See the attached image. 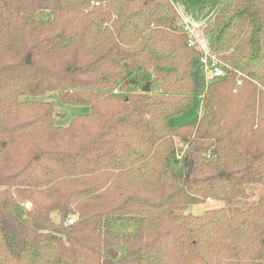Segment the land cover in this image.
I'll return each instance as SVG.
<instances>
[{
	"label": "trees",
	"instance_id": "16d2710c",
	"mask_svg": "<svg viewBox=\"0 0 264 264\" xmlns=\"http://www.w3.org/2000/svg\"><path fill=\"white\" fill-rule=\"evenodd\" d=\"M174 3L0 0V264H264V0L203 23L233 71L177 127L200 55ZM51 91L91 112L57 125Z\"/></svg>",
	"mask_w": 264,
	"mask_h": 264
},
{
	"label": "rangeland",
	"instance_id": "374dc122",
	"mask_svg": "<svg viewBox=\"0 0 264 264\" xmlns=\"http://www.w3.org/2000/svg\"><path fill=\"white\" fill-rule=\"evenodd\" d=\"M174 2L180 6L189 20L203 25L210 15L214 13L222 0H174ZM198 72L200 75V92L193 97L192 105L188 110L170 118L171 127H177L184 124H194L202 115V94L206 89L209 80L203 72L200 70ZM258 87L262 88L260 85H258ZM138 91H142V89ZM38 98L53 104L55 110V123L59 126H68L77 116L91 112V107L88 105H70L65 103L58 91L47 92ZM180 146H182V144ZM252 192L254 195L249 199V202L257 200L262 189L260 186H256L253 188ZM221 204L209 200L206 203L191 206L190 210L195 214H203L206 210ZM31 207V202L25 205L26 209H30ZM52 218L55 223H59L60 214L58 212H53Z\"/></svg>",
	"mask_w": 264,
	"mask_h": 264
},
{
	"label": "built area",
	"instance_id": "2783aa9c",
	"mask_svg": "<svg viewBox=\"0 0 264 264\" xmlns=\"http://www.w3.org/2000/svg\"><path fill=\"white\" fill-rule=\"evenodd\" d=\"M174 5L178 12V26L187 35L188 45L199 52L198 67L205 74L206 78L212 80L232 72L233 68L229 63L224 61L222 54L211 51L206 44L203 35V25L189 20L180 6L176 3ZM236 73L241 77L238 80V84H242L244 74L239 71H236ZM68 223L71 224L72 219Z\"/></svg>",
	"mask_w": 264,
	"mask_h": 264
},
{
	"label": "water",
	"instance_id": "95a60500",
	"mask_svg": "<svg viewBox=\"0 0 264 264\" xmlns=\"http://www.w3.org/2000/svg\"><path fill=\"white\" fill-rule=\"evenodd\" d=\"M151 90V83L147 82L145 86L142 88V92H149Z\"/></svg>",
	"mask_w": 264,
	"mask_h": 264
}]
</instances>
